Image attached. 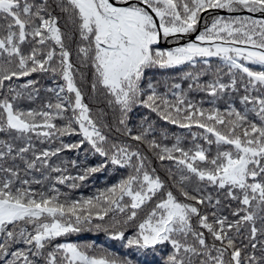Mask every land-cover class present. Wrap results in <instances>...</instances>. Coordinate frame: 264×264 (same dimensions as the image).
Returning a JSON list of instances; mask_svg holds the SVG:
<instances>
[{
	"label": "snow or ice",
	"instance_id": "6c2138e0",
	"mask_svg": "<svg viewBox=\"0 0 264 264\" xmlns=\"http://www.w3.org/2000/svg\"><path fill=\"white\" fill-rule=\"evenodd\" d=\"M0 264H264V0H0Z\"/></svg>",
	"mask_w": 264,
	"mask_h": 264
},
{
	"label": "trees",
	"instance_id": "16d2710c",
	"mask_svg": "<svg viewBox=\"0 0 264 264\" xmlns=\"http://www.w3.org/2000/svg\"><path fill=\"white\" fill-rule=\"evenodd\" d=\"M158 76L160 75H169V76H174L176 75L175 72H166V73H157ZM34 79L36 77H33ZM23 82V81H21ZM45 86H50L51 85V81H44ZM193 98L196 101L201 100L202 98H204V94L202 93H193L192 94ZM208 105L205 104V107H207ZM163 123V122H162ZM168 127H170L172 129V131H183L180 129H176L174 127H172L171 125H169ZM66 155L69 158L75 157V153H66ZM94 162V161H92ZM75 174V173H73ZM88 186L81 188V189H77V190H73L71 195L74 198H78L80 195H90L93 192H95V188L96 187H101L103 185V176H99L97 180L93 181L92 179H89L87 182ZM95 184V187H93V185ZM61 190L62 191H68L67 188L61 186ZM71 239L73 241H78V242H95L98 245H102L103 247L107 248L110 252H112L113 254H115L118 257L123 258L126 254H127V250L123 249L121 247V245L119 243L113 242L111 240H109L103 233H93V232H82L79 234H73L71 236ZM133 259H135V257H132ZM158 259V258H157Z\"/></svg>",
	"mask_w": 264,
	"mask_h": 264
}]
</instances>
